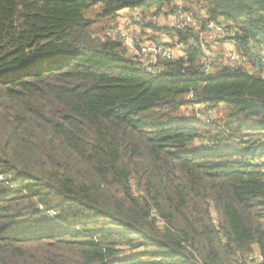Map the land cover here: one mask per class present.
Wrapping results in <instances>:
<instances>
[{"label":"trees","instance_id":"trees-1","mask_svg":"<svg viewBox=\"0 0 264 264\" xmlns=\"http://www.w3.org/2000/svg\"><path fill=\"white\" fill-rule=\"evenodd\" d=\"M172 1L0 0V264H264V78L94 28ZM185 1L264 44V0Z\"/></svg>","mask_w":264,"mask_h":264},{"label":"built area","instance_id":"built-area-1","mask_svg":"<svg viewBox=\"0 0 264 264\" xmlns=\"http://www.w3.org/2000/svg\"><path fill=\"white\" fill-rule=\"evenodd\" d=\"M119 21L108 29L109 37L120 40L126 53L138 59L148 72L160 74L167 62L186 60L189 46L200 51L201 70L227 69L260 74L264 78V44L250 41L247 52L239 44V28L224 18L213 19L197 3L174 0L170 7L120 10ZM193 94L186 99L192 100ZM196 120L205 121L202 113L213 114L205 104H193ZM208 111V112H207Z\"/></svg>","mask_w":264,"mask_h":264},{"label":"rangeland","instance_id":"rangeland-1","mask_svg":"<svg viewBox=\"0 0 264 264\" xmlns=\"http://www.w3.org/2000/svg\"><path fill=\"white\" fill-rule=\"evenodd\" d=\"M87 17L88 18H91L92 20H100V18H98L97 16H96V13H95V11H90L88 14H87ZM113 23H106V22H104V21H102V20H100V21H97V23L94 25V28H97L98 27V29L100 30V31H98V32H100V34L101 35H107V36H109L108 35V29H109V27L112 25ZM93 31L95 32V30L93 29ZM183 115H187V116H190V115H194L193 113H194V111H193V106H188V107H185L184 109H183ZM208 112V111H207ZM219 112H221L222 114H224L223 113V111H219ZM185 113V114H184ZM202 116L205 118V121H208V120H211L212 119V116L209 114V113H202ZM219 117H220V115H218ZM217 119H219V118H217ZM205 145V144H204ZM53 213V212H52ZM54 214V213H53ZM127 253H131V251H128Z\"/></svg>","mask_w":264,"mask_h":264}]
</instances>
